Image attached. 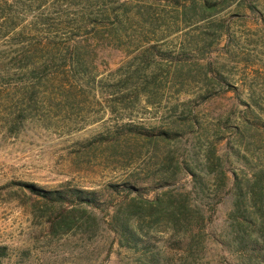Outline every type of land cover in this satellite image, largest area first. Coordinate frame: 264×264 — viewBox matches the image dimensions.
Segmentation results:
<instances>
[{
    "label": "rangeland",
    "instance_id": "obj_1",
    "mask_svg": "<svg viewBox=\"0 0 264 264\" xmlns=\"http://www.w3.org/2000/svg\"><path fill=\"white\" fill-rule=\"evenodd\" d=\"M207 3L212 14L203 12ZM72 35L91 53L97 89L63 110L51 111L39 99V110L27 113L17 133L6 124L11 110L0 111V246L7 248L2 264H238L225 243L231 194L202 234L173 233L150 225L146 214L134 215L131 223L148 233L149 250L161 254L154 261L145 248L131 249L116 238L101 214L95 232L85 217H76L72 230L53 235L48 220L57 207L20 184L99 191L133 178L173 175V185L158 186L156 194L191 193V205L202 208L213 197L216 172L203 173V195L177 165L196 164L202 171L214 150L212 161L221 160L229 177L226 191L233 177L264 167V0H0V69L23 48L71 43ZM147 52L148 80L154 73L159 80L148 98L116 102L112 113L103 87L133 72ZM182 58L184 66L177 64ZM248 118L257 128L239 133ZM126 123L176 136L145 143L116 133Z\"/></svg>",
    "mask_w": 264,
    "mask_h": 264
},
{
    "label": "trees",
    "instance_id": "obj_2",
    "mask_svg": "<svg viewBox=\"0 0 264 264\" xmlns=\"http://www.w3.org/2000/svg\"><path fill=\"white\" fill-rule=\"evenodd\" d=\"M206 7L207 10L203 9V12L212 14L211 4L207 3ZM70 40L71 43L51 40L41 48H23L19 56L11 57L8 64L0 69L2 89L0 111L6 115L8 108L11 110L6 117V124L10 130L17 133L27 118V113L39 110V99L45 100L51 111L57 110L60 106L63 110L71 105V100H78L86 91L92 92L97 89L100 81H97L90 51L76 41L73 35ZM151 55V52L145 53L133 72L114 84L103 87L106 106L112 113L116 111V102L123 105L131 101L139 102L143 97L148 98L150 86L159 80V75L155 73L151 75V80H148L145 71L151 62ZM177 64L184 66V59ZM176 77L177 75L175 79ZM214 80L224 82L219 76H215ZM229 87L237 96L238 91L233 86ZM241 122L243 127L239 133L257 128L256 122L249 118L242 119ZM187 123L184 122V126H188ZM190 126L193 124L190 123ZM116 133L150 144H157L159 141L166 143L176 136V132L173 131L147 129L133 123L120 126ZM100 139L104 141L102 137ZM213 155L214 150H210L209 164H203L205 168L202 171L197 170L196 164H185L183 167L177 165L180 174L189 177L194 187L203 195L208 190L207 174L203 173L207 169L213 170H210L212 173L216 172L213 197L210 198V202L203 204L202 208L191 205L189 197L191 193L183 191L173 193L167 190L160 195L156 194L158 186L173 185L175 181L173 175L158 181L133 178L121 184H109L99 191L68 185L55 190H45L25 183L20 186L27 188L46 206L57 207L56 216L48 220L53 235L72 230L76 217H85L88 228L95 232L99 228L96 214H101L116 238L131 249L145 248L154 261H159L161 254L149 250L150 244L145 240L148 233L143 232L140 224L131 223L134 215L146 214L150 225H165L173 233L187 234L197 230L202 234L206 223L213 220L224 196L231 194L233 203L229 214L226 246L236 256L238 264L260 263L264 259V167L252 172L249 177H233L226 191L229 177L221 160L216 158V161H212ZM150 194L153 195L152 198H148ZM124 201H128L126 206L123 205ZM6 257L7 248L0 246V264Z\"/></svg>",
    "mask_w": 264,
    "mask_h": 264
}]
</instances>
